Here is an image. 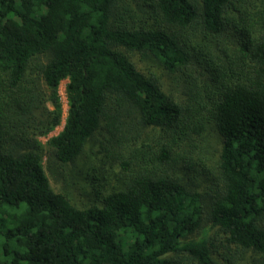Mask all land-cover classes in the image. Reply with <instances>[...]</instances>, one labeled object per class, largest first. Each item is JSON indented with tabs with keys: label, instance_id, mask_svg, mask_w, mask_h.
Returning a JSON list of instances; mask_svg holds the SVG:
<instances>
[{
	"label": "trees",
	"instance_id": "obj_1",
	"mask_svg": "<svg viewBox=\"0 0 264 264\" xmlns=\"http://www.w3.org/2000/svg\"><path fill=\"white\" fill-rule=\"evenodd\" d=\"M129 1L0 0V264H264V0Z\"/></svg>",
	"mask_w": 264,
	"mask_h": 264
},
{
	"label": "rangeland",
	"instance_id": "obj_2",
	"mask_svg": "<svg viewBox=\"0 0 264 264\" xmlns=\"http://www.w3.org/2000/svg\"><path fill=\"white\" fill-rule=\"evenodd\" d=\"M130 4H134V1H129ZM137 65L139 68L145 73V74H152L159 78L161 80V83L163 85V88L167 94L170 95H177L178 92L181 90V86L178 79L180 76H178V79H174L175 77L170 76L162 67L158 66L157 64L153 63L152 61L146 60L141 58L140 56L136 57ZM68 83V80L62 81L59 86V96L60 101L62 105V120L61 124L56 127L51 133L48 135L41 137L40 140L42 143H46L51 137L57 136L62 130L65 125L67 112H68V101L66 97V85ZM49 108H53L51 104H48ZM198 146V155L201 157V160L204 161V164L208 166V168L214 170L215 164H217L218 160V154L221 147L219 138L215 135V133H209L206 134L205 138L202 141L196 142ZM90 148V146H88ZM88 148V149H89ZM87 149V150H88ZM92 155V158L90 160H86L85 157L83 160L80 161V167L83 169V173H80L79 176L76 177L75 183L76 185H72V187L75 189L76 193H79L80 189L82 187H88L87 182H89L90 177L93 174V169L97 168L99 165V162H97L99 155H98V148L93 146L92 151L90 152ZM196 156V155H195ZM198 159L200 157L196 156ZM46 166V162H44ZM46 173L49 177V181L53 187V189L57 192L61 190V185L56 183L54 180L53 175L49 172L47 166L45 167ZM68 172V171H66ZM91 176H89V179L87 178V173H91ZM193 176V173L191 174ZM109 180L113 182L114 177L110 176ZM71 187V188H72ZM85 195V193H84ZM86 199V198H84ZM185 257L187 264H197L194 261L188 260ZM212 258L214 263L213 264H234L237 262V258L240 260H243L242 264H250L253 261V253L251 252H245L242 254H237L235 250L228 247L224 242V237L221 235L218 237V241L216 242V246L213 249L212 252ZM236 264V263H235Z\"/></svg>",
	"mask_w": 264,
	"mask_h": 264
}]
</instances>
